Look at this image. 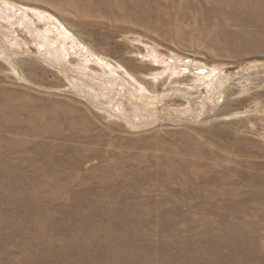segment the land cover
<instances>
[{
  "label": "rangeland",
  "instance_id": "1",
  "mask_svg": "<svg viewBox=\"0 0 264 264\" xmlns=\"http://www.w3.org/2000/svg\"><path fill=\"white\" fill-rule=\"evenodd\" d=\"M0 264H264V0H0Z\"/></svg>",
  "mask_w": 264,
  "mask_h": 264
},
{
  "label": "bare ground",
  "instance_id": "2",
  "mask_svg": "<svg viewBox=\"0 0 264 264\" xmlns=\"http://www.w3.org/2000/svg\"><path fill=\"white\" fill-rule=\"evenodd\" d=\"M102 63H103V61H102ZM104 64L108 65V62H105Z\"/></svg>",
  "mask_w": 264,
  "mask_h": 264
}]
</instances>
